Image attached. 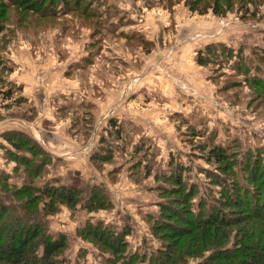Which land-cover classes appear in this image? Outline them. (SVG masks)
Returning a JSON list of instances; mask_svg holds the SVG:
<instances>
[{
	"label": "rangeland",
	"instance_id": "obj_1",
	"mask_svg": "<svg viewBox=\"0 0 264 264\" xmlns=\"http://www.w3.org/2000/svg\"><path fill=\"white\" fill-rule=\"evenodd\" d=\"M46 1L10 5L0 19V186L59 180L83 191L74 206L40 214L49 233L68 239L62 264L119 261L95 236L126 229V252L157 264L156 251L171 241L165 220L180 225L189 207L205 212L238 182L264 197V0H202L210 2L204 14L185 0H94L96 14L108 6L109 22L120 24L102 34L89 1L67 13ZM21 8L30 15L18 18ZM208 47L216 52L205 55ZM18 127L32 139L24 156L44 164L34 178L5 150L2 132ZM217 145L226 148L219 161L210 154ZM226 177L224 187L213 183ZM91 185L101 209L84 207ZM90 226L99 232L89 235Z\"/></svg>",
	"mask_w": 264,
	"mask_h": 264
},
{
	"label": "trees",
	"instance_id": "obj_2",
	"mask_svg": "<svg viewBox=\"0 0 264 264\" xmlns=\"http://www.w3.org/2000/svg\"><path fill=\"white\" fill-rule=\"evenodd\" d=\"M16 1L0 0V19H3V22L6 20L5 13L10 5H15L17 8L19 6L20 8V6H25L32 0ZM87 1H89L91 8L89 14L99 20V23H97L99 33L102 34V31L106 33L115 31L120 24L114 25L109 22L111 21V15H109L108 6L96 14L95 1ZM46 2L45 5L52 6L55 3L59 5V8L64 7L60 11L65 10L67 13L70 11L75 12L78 9V5L80 7L82 0H47ZM207 2L185 0V3L189 4V8L192 11H197L200 14H204L207 8L210 7V2ZM34 5L39 7L43 4L40 2V4ZM43 7V12L50 10L47 6ZM20 10L23 12L31 11L29 8L25 10L21 8ZM52 10L54 13V9ZM212 10L214 13L217 12L216 7L212 6ZM29 13L20 14L18 18H26L30 15ZM51 14L50 11L49 15ZM19 25L17 23V26ZM0 29V32L6 30L3 24H0ZM134 33L130 35L141 36L140 39L145 41L140 33ZM213 52L215 53L216 49H209L208 47L205 55ZM198 58L200 65H205L208 62L206 60L207 57ZM117 128L116 134L119 135L121 130L119 126ZM2 137H4L9 147L5 149L9 154L8 159H13L14 163L17 161L24 165L29 164L31 166L28 171L29 177L34 178L39 175L42 168H44V164H41L38 160L33 161L34 158L32 157L27 158L24 156L27 154L26 151L29 152L30 144L28 142L32 139L19 129L4 131L2 132ZM33 141L35 144L37 143L35 139ZM36 145L42 153L46 152L49 155L45 147L43 148L38 143ZM4 146L0 142V149L4 148ZM12 153L13 156L11 157ZM33 153L35 152H32V155ZM210 154L215 157V161H219L220 159L218 158H222L226 154V148L223 145L213 146ZM247 167L252 168V165L247 163ZM229 178L226 177L223 182H215L213 180V183L224 187ZM249 178L252 182L257 181V177L253 175ZM260 180L258 179L259 182H261ZM33 184V182L32 184L30 182L25 187L14 188L10 191H7L4 185L0 186V189L4 190L0 196V264H62V260L59 257L65 249L68 239L63 233L56 236L49 233L47 225L43 222L44 215L40 214L44 213L43 209L45 206L49 208L55 203L64 202L69 206H74L83 191L76 186L74 187V185L59 182V180H49L40 186H34L36 184ZM236 184L233 189L229 186L222 188L223 194L221 198L216 199V204L211 201L207 202L205 212L203 208L199 207H196L192 212L189 207L186 212L187 215L182 216L179 214L178 220L182 221L180 225L170 220H165L163 226L167 228L166 234L171 238V241L165 244L163 250L159 249L156 251L157 264H182L186 254L195 256L205 249H210L209 254L197 264H264L263 194L261 192L257 198H251L248 196L249 190L245 192L244 188H240L241 184L239 182ZM98 193L101 192L94 185H91L86 190V193H84L87 195L84 204L85 208H102L103 198ZM103 194L105 192L101 195ZM15 196L18 201L16 204H12V202H15L12 200ZM260 200H262V204H259ZM39 201L40 203L43 201L41 207L38 205ZM225 207L228 208L226 209L227 212L232 210L233 215L232 213L226 215V212L223 211ZM202 210L204 216L198 219L196 214L200 212L202 216ZM91 227L88 230L89 235L93 230L99 232L97 227L92 228V230ZM102 231L100 230L95 238L103 240L105 247L107 246L115 255H122L119 261L116 260L110 262V264H137V260H141L142 257L140 258L138 253L131 254L126 252L127 242L124 236L129 231L128 229L123 230L120 234L114 231L112 236H109L108 233L104 235L101 233ZM75 264L85 263L77 261Z\"/></svg>",
	"mask_w": 264,
	"mask_h": 264
},
{
	"label": "crops",
	"instance_id": "obj_3",
	"mask_svg": "<svg viewBox=\"0 0 264 264\" xmlns=\"http://www.w3.org/2000/svg\"><path fill=\"white\" fill-rule=\"evenodd\" d=\"M16 128V127H15ZM19 128V127H18ZM19 130H20V128H19Z\"/></svg>",
	"mask_w": 264,
	"mask_h": 264
}]
</instances>
